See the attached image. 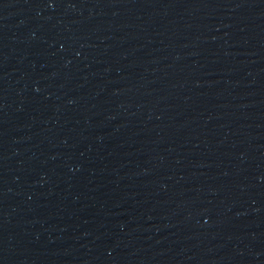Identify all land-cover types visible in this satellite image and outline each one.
Here are the masks:
<instances>
[{"label": "water", "instance_id": "water-1", "mask_svg": "<svg viewBox=\"0 0 264 264\" xmlns=\"http://www.w3.org/2000/svg\"><path fill=\"white\" fill-rule=\"evenodd\" d=\"M0 264H264V0H0Z\"/></svg>", "mask_w": 264, "mask_h": 264}]
</instances>
